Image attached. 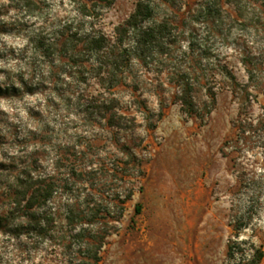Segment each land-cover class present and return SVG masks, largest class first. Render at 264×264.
<instances>
[{
  "label": "rangeland",
  "instance_id": "374dc122",
  "mask_svg": "<svg viewBox=\"0 0 264 264\" xmlns=\"http://www.w3.org/2000/svg\"><path fill=\"white\" fill-rule=\"evenodd\" d=\"M135 3L0 0V264H78L82 228L109 231L98 264H245L264 250V0L156 2L178 42L116 69ZM63 28L107 48L44 56L39 38ZM175 72L198 81L199 115L181 110ZM27 173L52 187L31 226L10 194ZM92 208L95 223L70 224ZM230 239L245 241L233 259Z\"/></svg>",
  "mask_w": 264,
  "mask_h": 264
},
{
  "label": "trees",
  "instance_id": "16d2710c",
  "mask_svg": "<svg viewBox=\"0 0 264 264\" xmlns=\"http://www.w3.org/2000/svg\"><path fill=\"white\" fill-rule=\"evenodd\" d=\"M92 2H101L103 0H86ZM108 4L111 0H104ZM170 0H136L133 12L128 16L122 26L116 29L117 45L115 48L117 52L111 49V55H113V61L110 63L115 68L122 65L123 56L126 54L128 58H136L144 61L148 54L152 51L170 55L171 47L175 46L178 42L177 27L168 19H162L160 21L154 19L155 3L156 2H168ZM207 12H210L209 5L206 4ZM44 37H40L38 40V47L44 49V56H50L56 54L59 59L64 58L67 60L78 61L79 55L89 56L101 52L104 48H107L106 39L100 35L86 34L80 37L76 36L75 32L69 31L67 28H63L57 33L56 37L52 38V42L44 44ZM125 40H129L130 44L128 48L120 49ZM45 45V46H44ZM120 49V50H119ZM62 52L61 54L57 53ZM77 57V58H76ZM80 61H82L80 59ZM116 68V69H117ZM231 78L233 79L232 75ZM176 89L177 94L175 96L176 101L179 103L181 110L187 115L198 114L195 109V103L193 101V91L195 82L187 76L186 73H174L171 81ZM1 90V87H0ZM206 94L210 96L211 102L214 101V92L212 87L207 86ZM211 103V105H212ZM207 105V106H211ZM106 110V108L104 109ZM206 112H209V107H206ZM36 180L31 177L29 173L25 175V179L17 181L19 188L13 189L11 196H13V202L18 205V211L21 212V216L24 217L28 224L34 225L37 222V216L35 214V208L37 204L49 199L52 195V187L50 183H42L41 188L35 187ZM130 192L127 196H130ZM24 202L20 207V203ZM136 210H139L137 208ZM98 209L92 208L88 217L86 215L72 216L69 218L70 224H74V220H79L81 224H93L97 216L99 215ZM84 228L79 233V236L85 240L86 252L81 258L78 264H98L100 261L99 252L103 244V235L109 234V231H101L100 229L88 231L86 233ZM104 232V233H103ZM237 238V236H236ZM245 243L243 240L230 239L228 243V258L233 259L236 253H244L240 248V245ZM252 253H244L249 256V259L245 264H260L264 257V250L252 246Z\"/></svg>",
  "mask_w": 264,
  "mask_h": 264
}]
</instances>
